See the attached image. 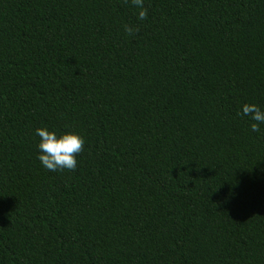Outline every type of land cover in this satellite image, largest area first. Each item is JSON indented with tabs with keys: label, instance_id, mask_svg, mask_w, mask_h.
<instances>
[{
	"label": "trees",
	"instance_id": "16d2710c",
	"mask_svg": "<svg viewBox=\"0 0 264 264\" xmlns=\"http://www.w3.org/2000/svg\"><path fill=\"white\" fill-rule=\"evenodd\" d=\"M144 6L0 0V264H264V0Z\"/></svg>",
	"mask_w": 264,
	"mask_h": 264
},
{
	"label": "clouds",
	"instance_id": "9594fccd",
	"mask_svg": "<svg viewBox=\"0 0 264 264\" xmlns=\"http://www.w3.org/2000/svg\"><path fill=\"white\" fill-rule=\"evenodd\" d=\"M124 2L128 3L129 0H124ZM131 4L138 9V19L145 20L148 13L144 6V0H131ZM124 31L131 36L138 32L139 28L126 24ZM242 115L254 121L251 124L253 132L260 131V125L264 124V110L256 104L246 103L242 106ZM36 135L40 137L38 148L41 154L38 159L47 170L55 172L76 169V157L84 150L83 137L71 131L57 134L46 127L37 128Z\"/></svg>",
	"mask_w": 264,
	"mask_h": 264
}]
</instances>
